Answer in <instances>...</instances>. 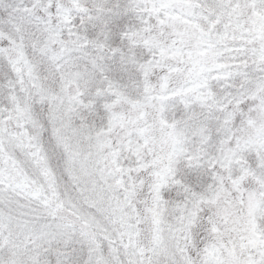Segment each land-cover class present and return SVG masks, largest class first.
I'll return each mask as SVG.
<instances>
[{"label": "snow or ice", "instance_id": "1", "mask_svg": "<svg viewBox=\"0 0 264 264\" xmlns=\"http://www.w3.org/2000/svg\"><path fill=\"white\" fill-rule=\"evenodd\" d=\"M0 264H264V0H0Z\"/></svg>", "mask_w": 264, "mask_h": 264}]
</instances>
